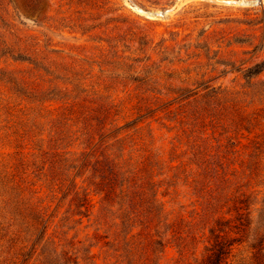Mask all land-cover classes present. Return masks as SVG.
I'll return each mask as SVG.
<instances>
[{
    "label": "rangeland",
    "instance_id": "rangeland-1",
    "mask_svg": "<svg viewBox=\"0 0 264 264\" xmlns=\"http://www.w3.org/2000/svg\"><path fill=\"white\" fill-rule=\"evenodd\" d=\"M217 243L264 264V0H0V264Z\"/></svg>",
    "mask_w": 264,
    "mask_h": 264
},
{
    "label": "trees",
    "instance_id": "trees-1",
    "mask_svg": "<svg viewBox=\"0 0 264 264\" xmlns=\"http://www.w3.org/2000/svg\"><path fill=\"white\" fill-rule=\"evenodd\" d=\"M232 244H225V243H217L214 246V252L209 257V261L207 264H224L226 260V256L229 253V249Z\"/></svg>",
    "mask_w": 264,
    "mask_h": 264
},
{
    "label": "bare ground",
    "instance_id": "bare-ground-1",
    "mask_svg": "<svg viewBox=\"0 0 264 264\" xmlns=\"http://www.w3.org/2000/svg\"><path fill=\"white\" fill-rule=\"evenodd\" d=\"M245 3V2H244ZM170 11H165V12H154V13H148L147 15L149 16H154V17H160V16H163V15H167Z\"/></svg>",
    "mask_w": 264,
    "mask_h": 264
},
{
    "label": "water",
    "instance_id": "water-1",
    "mask_svg": "<svg viewBox=\"0 0 264 264\" xmlns=\"http://www.w3.org/2000/svg\"><path fill=\"white\" fill-rule=\"evenodd\" d=\"M164 16V15H163Z\"/></svg>",
    "mask_w": 264,
    "mask_h": 264
}]
</instances>
